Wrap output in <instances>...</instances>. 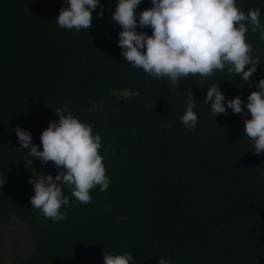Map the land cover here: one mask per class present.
Here are the masks:
<instances>
[{
  "label": "trees",
  "instance_id": "obj_1",
  "mask_svg": "<svg viewBox=\"0 0 264 264\" xmlns=\"http://www.w3.org/2000/svg\"><path fill=\"white\" fill-rule=\"evenodd\" d=\"M117 4L100 0L103 16L98 6L90 29L76 31L56 22L67 0H0V264H104L105 252L131 253L135 264H264V153L244 135L248 96L264 79L259 32L246 33L261 61L249 83L216 70L172 85L126 61L111 18ZM236 6L245 15L259 8L264 25V0ZM151 7L141 0L137 23ZM136 31L152 34L150 26ZM212 85L226 107L239 96L244 111L213 116L203 102ZM186 89L197 104L192 131L181 123ZM58 108L101 137L110 185L92 189L88 204L65 188L67 218L53 222L30 203L29 179L66 170L17 151L15 128L42 151Z\"/></svg>",
  "mask_w": 264,
  "mask_h": 264
},
{
  "label": "clouds",
  "instance_id": "obj_2",
  "mask_svg": "<svg viewBox=\"0 0 264 264\" xmlns=\"http://www.w3.org/2000/svg\"><path fill=\"white\" fill-rule=\"evenodd\" d=\"M152 7L142 11L137 23L135 9L141 0H118L112 21L122 28L119 33L118 46L122 55L132 67L143 69L152 77L163 80L167 78L172 85L182 79L210 77L213 72L239 74L245 83H249L257 71L260 57H253L259 52L246 42V33L259 32V39L264 41V25H261L259 8L249 10L247 15L236 6V0H151ZM68 6L60 10L56 18L62 29L80 31L92 26V12L98 6L103 16L100 0H67ZM151 27L152 34L137 32ZM250 26V28H249ZM246 66H250L245 70ZM248 96L246 108L251 119L244 121V135L254 146L257 155L264 153V79H261ZM186 111L181 123L188 131L195 129L197 114L194 108L193 94L186 89ZM184 95V93H182ZM185 97V96H184ZM217 85L208 88L205 104H210L213 116L226 114L227 109L240 114L243 101L239 96L227 101ZM58 123L50 122L42 131L40 140L42 151L33 144L32 135L25 129L15 128L20 148L30 149L29 156L42 163L54 162L58 171L55 179L51 175L30 178L34 195L30 203L40 210L45 219L53 222L65 220L70 198L64 195V189L71 191L72 197L79 204H88L92 197L90 191L97 185L101 192L106 191L110 179L105 174L103 157L99 154L102 140L93 135L90 125L82 123L71 111L58 108ZM61 182V183H58ZM104 264H135L131 253L112 255L103 253ZM159 264H172L170 259L160 258Z\"/></svg>",
  "mask_w": 264,
  "mask_h": 264
}]
</instances>
